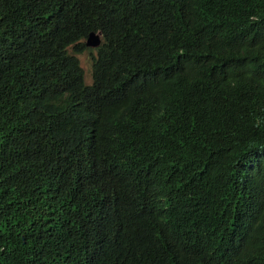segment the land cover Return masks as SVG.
<instances>
[{
  "label": "trees",
  "instance_id": "obj_1",
  "mask_svg": "<svg viewBox=\"0 0 264 264\" xmlns=\"http://www.w3.org/2000/svg\"><path fill=\"white\" fill-rule=\"evenodd\" d=\"M130 1L137 14L126 26L122 44L158 49L190 33L192 0ZM197 2L205 10L214 5V0ZM219 2L223 10L238 7L249 15L234 21L220 12L211 14L203 32L216 43L198 51L184 49L186 62L173 76L155 75L141 87L106 91L97 82L85 84L78 69L39 88L35 107L22 109L31 87L45 76L48 60L40 58L32 77L12 63L30 54L41 28L58 39H79L101 25V13L97 0H0V264H64L58 245L36 237L23 240L18 231L21 207L15 192L32 168L25 161L32 156L30 118L38 110L53 135L66 131L77 103L92 119L112 115L110 145L101 143L93 163L73 167L75 157L70 156L54 172L60 210H45L59 222L76 210L79 194L89 189L121 192L131 203L156 187L174 186L178 195L200 156L209 160L206 174L236 178L231 190L193 211L187 227L191 246L213 234L220 237L225 225L252 212L253 196L261 194L264 200V0ZM235 48L241 51L228 53ZM154 206L176 209L167 197H159ZM244 225L255 255L264 241V204Z\"/></svg>",
  "mask_w": 264,
  "mask_h": 264
},
{
  "label": "clouds",
  "instance_id": "obj_2",
  "mask_svg": "<svg viewBox=\"0 0 264 264\" xmlns=\"http://www.w3.org/2000/svg\"><path fill=\"white\" fill-rule=\"evenodd\" d=\"M189 4L190 33L158 49L121 43L126 26L137 14L130 0H97L101 25L79 39H58L53 31L41 28V37L30 54L20 63H12L32 77L40 58L48 60L45 76L31 87L22 109L35 107L39 88L50 87L54 80L78 69L82 70L85 84L97 82L106 91L141 87L155 75L165 74L169 78L186 62L184 49L198 51L216 43L211 35L203 32L211 14L220 12L226 20L234 21L249 15L238 7L223 10L219 0H214L209 10L197 0ZM90 33L95 37V44L87 42ZM105 42L109 45L104 46ZM86 50L90 55L83 61L81 54ZM239 51L235 48L228 53ZM66 57L70 58L67 62L63 61ZM77 104L78 109L70 112L66 131L61 135L51 133L39 110L30 118L32 156L25 163L32 168L22 178L24 185L15 192H19L15 200L21 207L18 220L21 239L36 237L58 245L64 264H264V241L253 255L244 225L249 214L263 206L261 194L252 197V212L225 225L223 235L213 234L202 244L191 246L187 227L193 211L203 203L219 199L226 189L231 190L236 178L206 174L209 160L202 156L194 163L193 175L185 178L186 184L178 195L174 186L164 190L156 187L131 203L124 193L89 189L79 194L76 210L63 214L62 221H57L45 210L49 207L60 210L59 184L52 181L56 169L70 156L75 157L73 167L93 163L101 143L109 144L112 115L92 119L85 107ZM120 136L121 140L125 137V121L121 124ZM243 176L250 174L243 173ZM159 197L174 201L176 209H157L154 205ZM55 216L59 218L58 214Z\"/></svg>",
  "mask_w": 264,
  "mask_h": 264
},
{
  "label": "water",
  "instance_id": "obj_3",
  "mask_svg": "<svg viewBox=\"0 0 264 264\" xmlns=\"http://www.w3.org/2000/svg\"><path fill=\"white\" fill-rule=\"evenodd\" d=\"M87 42L88 43H91V44H95V37L93 34H89L88 37H87Z\"/></svg>",
  "mask_w": 264,
  "mask_h": 264
},
{
  "label": "rangeland",
  "instance_id": "obj_4",
  "mask_svg": "<svg viewBox=\"0 0 264 264\" xmlns=\"http://www.w3.org/2000/svg\"><path fill=\"white\" fill-rule=\"evenodd\" d=\"M87 55H90V52L88 50H86L83 54H81V58L84 61V59L86 58Z\"/></svg>",
  "mask_w": 264,
  "mask_h": 264
},
{
  "label": "bare ground",
  "instance_id": "obj_5",
  "mask_svg": "<svg viewBox=\"0 0 264 264\" xmlns=\"http://www.w3.org/2000/svg\"><path fill=\"white\" fill-rule=\"evenodd\" d=\"M191 222V221H190ZM195 224V223H194ZM193 225V224H192Z\"/></svg>",
  "mask_w": 264,
  "mask_h": 264
}]
</instances>
